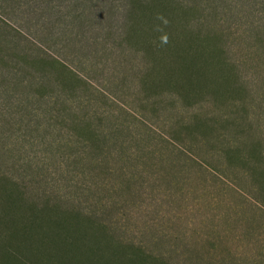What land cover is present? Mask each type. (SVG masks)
<instances>
[{
  "label": "rangeland",
  "instance_id": "1",
  "mask_svg": "<svg viewBox=\"0 0 264 264\" xmlns=\"http://www.w3.org/2000/svg\"><path fill=\"white\" fill-rule=\"evenodd\" d=\"M0 264H264V0H0Z\"/></svg>",
  "mask_w": 264,
  "mask_h": 264
}]
</instances>
